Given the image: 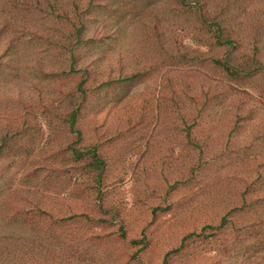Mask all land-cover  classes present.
Wrapping results in <instances>:
<instances>
[{"label":"rangeland","instance_id":"rangeland-1","mask_svg":"<svg viewBox=\"0 0 264 264\" xmlns=\"http://www.w3.org/2000/svg\"><path fill=\"white\" fill-rule=\"evenodd\" d=\"M197 3L0 0V264H264V0Z\"/></svg>","mask_w":264,"mask_h":264},{"label":"trees","instance_id":"trees-1","mask_svg":"<svg viewBox=\"0 0 264 264\" xmlns=\"http://www.w3.org/2000/svg\"><path fill=\"white\" fill-rule=\"evenodd\" d=\"M175 2H177L178 5L180 6H196L197 0H175ZM101 6V5H99ZM100 8V7H98ZM84 27L83 24H80L78 27L74 28V35L73 37H75L76 39V43H80L81 40V36L83 34L84 31ZM222 29L221 27L217 24L216 25V29H215V41H216V45L217 46H231V41L228 38L222 37ZM90 42L91 39H84V42ZM79 58V53H75V54H70V64L71 66H75L77 64ZM216 65L231 79L234 78H239V67L236 65L231 64L228 61H215ZM80 72H82V75L84 76L83 79H81L78 83V89L77 91L80 92V94L82 95L84 92L82 91L81 87L84 84L85 80H87L86 78L88 76V68H84V67H80L78 69ZM83 97V95H82ZM78 108H75L74 110L69 111L68 113V128L71 132L74 133V141L72 143V146L78 144L81 141V133L79 131V129L76 128V124H77V119H78ZM71 154L74 157V160L76 161H82L85 166L89 169V172H91V174L93 175V180L95 183H99L103 170H104V162L102 161V159L100 158L99 154L97 153V149L96 147H88L87 149H77V148H72L71 149ZM46 233V232H44ZM43 233V234H44ZM133 244L136 243V241H132ZM30 264V263H29Z\"/></svg>","mask_w":264,"mask_h":264}]
</instances>
